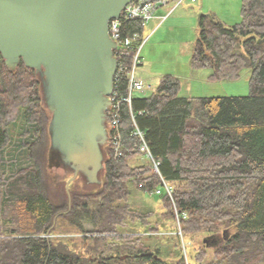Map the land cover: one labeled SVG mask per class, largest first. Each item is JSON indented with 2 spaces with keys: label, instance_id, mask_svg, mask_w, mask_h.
<instances>
[{
  "label": "trees",
  "instance_id": "16d2710c",
  "mask_svg": "<svg viewBox=\"0 0 264 264\" xmlns=\"http://www.w3.org/2000/svg\"><path fill=\"white\" fill-rule=\"evenodd\" d=\"M239 14L232 25L199 16L190 63L211 69V81L237 80L251 68L248 94L180 96L179 78L162 76L151 94L131 102L161 176L141 158L129 106L122 103L123 155L115 158L110 143L105 145L100 192L68 187L69 209L59 218L70 233H84L83 244L91 238L90 253L86 246L73 247L74 238L45 236L57 224L58 209L44 191L37 159L43 137L50 143L43 119L49 112L35 70L21 60L10 70L0 57V264H264V0H241ZM143 31L139 20L122 24L123 36L141 38ZM125 74L117 79L123 95ZM48 155L49 149L50 173ZM163 180L172 186V197L154 193ZM129 183L160 200L164 220L178 213L185 236L204 234L194 263L187 250L186 256L179 251L166 260L143 243L141 234L126 231L136 222L148 233L158 229L150 222L152 211L129 203ZM87 222L93 230H85Z\"/></svg>",
  "mask_w": 264,
  "mask_h": 264
},
{
  "label": "water",
  "instance_id": "95a60500",
  "mask_svg": "<svg viewBox=\"0 0 264 264\" xmlns=\"http://www.w3.org/2000/svg\"><path fill=\"white\" fill-rule=\"evenodd\" d=\"M130 1L0 0V57L10 70L20 60L35 70L50 113L48 167L70 180L101 184L117 69L108 25Z\"/></svg>",
  "mask_w": 264,
  "mask_h": 264
},
{
  "label": "rangeland",
  "instance_id": "374dc122",
  "mask_svg": "<svg viewBox=\"0 0 264 264\" xmlns=\"http://www.w3.org/2000/svg\"><path fill=\"white\" fill-rule=\"evenodd\" d=\"M214 5L217 3V8L225 6L228 10L227 20L228 24L236 22L240 18L239 10L237 5L241 4V0H211ZM171 2V3H170ZM170 3V4H169ZM191 2L188 0L183 1L178 5L179 9L183 7H190ZM167 4L168 7L173 5L174 1L170 0ZM165 4V5H167ZM165 5L158 7L155 11ZM195 6V5H194ZM171 9V10H172ZM183 12V9H181ZM197 11V8H195ZM206 13V12H205ZM195 18L198 20L200 14H204L202 11H197L195 13ZM166 15L165 19L162 20L161 16L159 20L154 21L151 19L144 28L145 42L140 50V55L143 52L151 48L152 53H154V58H152L150 63H144V65H139L136 69V76L152 86V89L145 90L139 96H146L154 91V88L158 85L159 79L166 73H178L180 75L181 89L180 96H243L248 94V81L251 75V68H244L240 72V77L237 80H218L211 81L208 76L212 73L211 69H195L191 66L190 58L193 45L198 38L197 26L189 28L184 26L181 15L178 21L174 22L168 18ZM151 23H156L153 30L148 32L151 27ZM159 27H162L159 29ZM157 29H159L157 31ZM157 31V32H156ZM154 32H156L154 34ZM153 36V38H151ZM151 38V39H150ZM150 39V40H149ZM189 54V55H188ZM45 119L44 125L47 129V124L50 121V113H45L43 116ZM44 135V133H43ZM43 137L42 148L43 152L39 153L37 151V159L43 167L44 170V191L48 194L49 198L58 206L55 219L56 226L52 233L45 234V236L55 239L61 237L74 238V241H70L73 247L80 248L86 246L85 250L90 253L87 245H91L92 240L88 238L83 244L84 233L73 232L70 233L68 226L61 221V216L69 209V190L68 187L71 183L76 188V191L80 193H89L91 195H96L100 192V185L95 184H80L75 182V179H71V173H65L61 167H52L50 173L46 169L47 152L50 143L47 142ZM135 163H141L138 160ZM57 183L55 187L51 184ZM130 184L131 195L129 198V203L131 206L142 212L152 211L153 214L150 217L151 224H156L158 229L155 231H148L140 222L130 223L126 231H132L134 233H139L143 243L152 248L159 249L160 255L166 260H174L176 258L175 254L180 251L182 255L186 256L189 254L190 262L194 263L193 255L194 250L201 245V240L204 234H198L196 236L190 235L185 236L182 233L181 226L179 225L177 218L174 220H164L161 216V211L163 210L162 203L157 197H150L146 194L138 192L132 183ZM85 230H93L94 227L91 223L84 224ZM123 231V229H122ZM125 231V230H124ZM188 251V254L186 253ZM110 253V252H109Z\"/></svg>",
  "mask_w": 264,
  "mask_h": 264
},
{
  "label": "built area",
  "instance_id": "2783aa9c",
  "mask_svg": "<svg viewBox=\"0 0 264 264\" xmlns=\"http://www.w3.org/2000/svg\"><path fill=\"white\" fill-rule=\"evenodd\" d=\"M170 0H131L122 10L119 17L112 18L109 21L108 32L110 37L116 41V48L114 49V54L119 58L117 61V69L114 74L113 91L110 94V107L107 110V121H108V132L110 131L109 140L110 147L115 158H120L123 155V145L120 136V108L122 103H127L130 110V116L133 120L134 127L132 129V136L137 139L136 148L138 149L141 158L147 161L153 171L160 174V161H158L152 154L149 145L145 139V133L135 122V113L131 109L132 99L145 90L152 89V86L145 83L136 76V69L141 65V55L140 50L143 43L147 39H143L144 34L141 38L135 33L133 36H123L122 35V24L127 20H139L141 25L145 28L146 24L155 17V11L158 7L165 5ZM174 1V7L181 4L185 0H172ZM190 2H196V0H188ZM166 15L162 17L165 19ZM127 58L130 60V64L124 65L123 60ZM125 71V79L127 81V92L122 94L119 91L117 79H119L123 72ZM141 111L138 112V114ZM173 188L166 182L162 181V186L155 190V194H167L172 197ZM177 221L180 224L179 214L176 213Z\"/></svg>",
  "mask_w": 264,
  "mask_h": 264
},
{
  "label": "crops",
  "instance_id": "0c3cea01",
  "mask_svg": "<svg viewBox=\"0 0 264 264\" xmlns=\"http://www.w3.org/2000/svg\"><path fill=\"white\" fill-rule=\"evenodd\" d=\"M169 4H167V5L159 8L157 10V12L155 13V17L153 18V22L159 20V18L161 16H165V15H169L168 18H167V20L168 19H170V20H173L174 19V22H175V21H178V18L181 15V19L183 20L184 26L186 25L187 27L193 28V29H194V27L197 26V29H198L199 18H198V20L195 18V15H196L195 13L197 11H202L204 13L206 12L205 14H210L211 16H213L214 18H216V20L221 21L225 25H232V24L238 22L239 19H240L239 18L236 22H234L232 24H228L227 20H225L228 17V13H227L228 10L226 9V7L220 5V8H217V3H216V5H214L211 0H196V2H193V3L191 2L190 3L191 4L190 7H183V8H181V9H183V12H182L181 9H179L178 5L174 9H172L173 5H170L168 7ZM195 8H197V11H195ZM237 9L240 11L239 4L237 5ZM199 16H201V15H199ZM155 24L154 23H151V27L148 29V32H150L151 30H153ZM160 28H162V27H159V29ZM159 29H157V31ZM156 32H154V34ZM144 33H145V31H143V34ZM153 36L154 35H152L151 38H153ZM151 48H149L145 52H143V54L141 56V60H142L141 65H144V63L145 64L146 63H150L151 60H152V58H154V53H152ZM193 48H194V45H193ZM192 51H193V49H192ZM191 54H192V52H191ZM166 74H169V73H166ZM166 74H163V76L166 75ZM171 75L176 76L177 78H180V75L178 73H171ZM187 96H189V95H187Z\"/></svg>",
  "mask_w": 264,
  "mask_h": 264
},
{
  "label": "flooded vegetation",
  "instance_id": "af4514ba",
  "mask_svg": "<svg viewBox=\"0 0 264 264\" xmlns=\"http://www.w3.org/2000/svg\"><path fill=\"white\" fill-rule=\"evenodd\" d=\"M58 167H61L62 168V166H58ZM52 169V168H51ZM63 169V168H62ZM63 171L65 172V173H68L69 171H66L65 169H63ZM70 173V172H69ZM71 177H72V174H71ZM75 180V182H78V183H80V184H83L84 183V181H83V179L81 178V177H79V176H77V177H75L74 178Z\"/></svg>",
  "mask_w": 264,
  "mask_h": 264
}]
</instances>
